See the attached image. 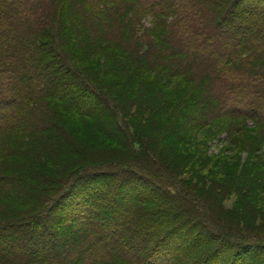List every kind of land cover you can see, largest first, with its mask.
Listing matches in <instances>:
<instances>
[{
    "label": "trees",
    "instance_id": "16d2710c",
    "mask_svg": "<svg viewBox=\"0 0 264 264\" xmlns=\"http://www.w3.org/2000/svg\"><path fill=\"white\" fill-rule=\"evenodd\" d=\"M263 10L264 0H0V264H264L261 219L252 225L243 210L222 208L215 192L226 187L191 178L142 134L139 112L125 116L65 50L112 48L124 60L109 65L117 76L134 61L129 78L159 70L197 86L194 108L187 103L191 112L175 120L187 129L224 118L264 129ZM91 99L104 114L100 130L114 131L125 158L73 164L50 178L42 162L74 147L57 121L87 115ZM161 194L149 209L147 198ZM200 240L208 246L193 259ZM226 242L231 252L221 257Z\"/></svg>",
    "mask_w": 264,
    "mask_h": 264
},
{
    "label": "rangeland",
    "instance_id": "374dc122",
    "mask_svg": "<svg viewBox=\"0 0 264 264\" xmlns=\"http://www.w3.org/2000/svg\"><path fill=\"white\" fill-rule=\"evenodd\" d=\"M263 11H258V14L262 15ZM144 21L150 27L151 18L148 17ZM58 37L55 34V38L58 39ZM65 50L69 54L70 61L79 68V71L86 74L89 80L98 85L102 91L108 93L109 97L117 102L120 111L125 116L132 118L139 112L142 117L137 116L136 121L142 134H145V137L153 145L155 144L160 149L165 148L166 152L170 153L169 155L175 158L177 162L181 160V166L186 168L185 171L191 178L206 177L213 182V188L222 189L221 186L223 185L226 187H223L224 192L221 190L215 192L222 208L229 213L237 212L239 209L243 210L246 213V218L243 220L250 221L252 225L255 223V219L260 218L261 226L264 228L263 128L249 120L235 121L224 118L206 124L205 120L198 118L196 120H200L202 123L190 121L188 123L190 127L187 129L185 124L188 121L181 119L175 122V120L183 118L184 113L191 112L186 110V107L184 108L187 103L194 108L195 104H193L192 97L197 93V86L183 84L181 79L169 76L168 73L159 70L129 78L128 74L134 73V69H137L138 66L137 63L134 64V61L132 64H128L133 71H126L128 74L125 72L121 77L117 76L118 73L110 69L109 65L116 69L117 59L121 58V54L112 48L98 53H86L80 49L72 50L69 46H66ZM121 59L123 60V58ZM173 90L174 95L170 94L165 98V93H172ZM157 100H161L163 104L157 106L155 104ZM187 100L189 101L186 102ZM89 103L96 104V109H93L92 106H90L91 108L83 107L88 112L87 115H72L68 120L57 121L59 126L72 136L71 140L74 147H72V151H68L67 155L58 159V162H42V171L48 174L50 178L59 180L64 169L68 170L73 164H81L82 162L96 164L106 160L117 162V160L120 161V159L125 158L122 157L123 154L121 156V153H118L122 150V146L119 139L118 141L113 140L114 131L107 128L112 136L111 139L110 135L100 130L103 126L96 123V116L101 119L104 118V114L96 112L100 109L98 101L91 99ZM159 107L161 108L159 109ZM152 109L155 111L153 112ZM95 112L96 115H94ZM191 118L194 119L193 114H190ZM30 147V144H27L24 148ZM126 161L129 160L126 159ZM185 178L184 176L182 179ZM192 190L199 193L197 188H192ZM159 197L162 199V194L156 198L153 196L147 198L151 203L149 209H157ZM210 202L213 203V200ZM219 211H221L220 208ZM224 213L221 211L223 220L231 222L234 226L239 225L238 219L232 218L230 215L224 216ZM239 216V219L243 218L241 214ZM131 217L135 219L132 215ZM68 228L70 226L65 225L57 229L64 234ZM202 241L204 244L200 240L194 246L193 259L208 246L206 243L208 240ZM114 242L117 249H121L127 244L125 239ZM138 242L139 245L143 244V240ZM220 242L222 241H215L214 243ZM15 249L12 248L13 251ZM198 249L199 252H197ZM222 251L221 257L230 254L231 251L227 249V242L223 245ZM133 252L136 255L142 253L136 247ZM221 257L219 256V259ZM175 258H179V255H176ZM220 262L222 261L219 260Z\"/></svg>",
    "mask_w": 264,
    "mask_h": 264
}]
</instances>
